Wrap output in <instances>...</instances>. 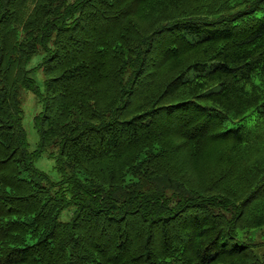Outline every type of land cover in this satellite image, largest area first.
Masks as SVG:
<instances>
[{
    "label": "trees",
    "instance_id": "1",
    "mask_svg": "<svg viewBox=\"0 0 264 264\" xmlns=\"http://www.w3.org/2000/svg\"><path fill=\"white\" fill-rule=\"evenodd\" d=\"M258 246L264 0H0V264H264Z\"/></svg>",
    "mask_w": 264,
    "mask_h": 264
},
{
    "label": "rangeland",
    "instance_id": "2",
    "mask_svg": "<svg viewBox=\"0 0 264 264\" xmlns=\"http://www.w3.org/2000/svg\"><path fill=\"white\" fill-rule=\"evenodd\" d=\"M42 58L41 53H37L33 56V58L29 62V66L35 67L36 64L40 61ZM33 76L35 77L37 84L39 85V88L41 91H44V76L43 72L41 69H35L33 71ZM23 108H24V118H23V123L28 131V137H29V143L30 147L34 148L38 141H39V133L37 128L34 125V114L38 112L42 108V102L39 99V96L32 91H27L25 94V98H23ZM55 158L50 157L49 154L46 152L43 155H41L37 160H36V165L45 171H47L50 176L53 179H58L59 174L58 171L56 170L54 166ZM65 210L62 214L63 217H65L66 214ZM70 212V211H69ZM243 230L239 231V234L243 236ZM256 239H261L260 235L256 236ZM258 253L261 254L260 250L263 248L262 246L255 247ZM264 249V248H263Z\"/></svg>",
    "mask_w": 264,
    "mask_h": 264
}]
</instances>
